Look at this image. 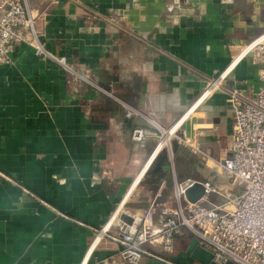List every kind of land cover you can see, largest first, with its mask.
Here are the masks:
<instances>
[{"label":"crops","instance_id":"crops-1","mask_svg":"<svg viewBox=\"0 0 264 264\" xmlns=\"http://www.w3.org/2000/svg\"><path fill=\"white\" fill-rule=\"evenodd\" d=\"M25 2L46 47L94 86L24 45L0 65V264H127L112 238L121 213L152 198L174 206L175 183L187 179L226 186L216 161L232 132L227 90L256 92V66L242 58L202 91L264 32V0ZM174 123L171 150L145 168L159 128ZM134 126L152 137L133 142ZM190 239L177 236L172 253L146 244L154 256L138 264H201L186 253Z\"/></svg>","mask_w":264,"mask_h":264},{"label":"built area","instance_id":"built-area-1","mask_svg":"<svg viewBox=\"0 0 264 264\" xmlns=\"http://www.w3.org/2000/svg\"><path fill=\"white\" fill-rule=\"evenodd\" d=\"M34 22L35 18L29 14L25 0H0V65L11 64L14 48L24 45L35 55L49 58L72 77L84 79L94 86L65 57L46 47ZM238 55L239 59H236ZM245 57L256 66L261 85L254 93L238 88L227 90L232 132L226 157L216 161L225 177L226 186L207 179L202 182L203 196L183 204L180 199L194 181L187 179L177 182L174 206L156 207L155 198H152L139 214L132 217L131 223L121 221L122 234L112 238L120 244L119 255L125 263L138 264L143 255L154 256L145 249L146 244L159 245L163 251L172 253L175 238L188 232L198 245L211 253L212 260L217 264L227 261L231 264H264V32L238 49L228 67L216 78L208 80L202 96L221 87L229 68ZM124 113L130 117L136 111L126 106ZM178 128V123L159 128L145 168L161 150H171L170 137L177 135ZM150 137L151 133L141 126L131 129L132 141L141 142ZM163 138L166 143L156 150ZM179 139L202 160L209 159V155L193 142L184 136ZM210 193L217 195L219 201H211L208 198ZM158 219H161L159 223Z\"/></svg>","mask_w":264,"mask_h":264},{"label":"water","instance_id":"water-1","mask_svg":"<svg viewBox=\"0 0 264 264\" xmlns=\"http://www.w3.org/2000/svg\"><path fill=\"white\" fill-rule=\"evenodd\" d=\"M217 75L212 76L209 79L216 78ZM224 82H225V79L222 80V83H224ZM133 142H135V141H133ZM141 142H136V143H141ZM173 143H175L174 140H173ZM203 194H204L203 185L201 182H198V181H194V183L191 186H189L188 188H186L185 192H184L185 198L188 201H192V202L200 199L203 196ZM127 212L131 213V215H135L134 211H131L129 209L126 210V213ZM126 213L125 212L121 213L120 220L129 224L132 221V217L128 216V214H126ZM160 221H161V219H158L157 222L159 223ZM157 227H159L158 224H157ZM186 253L188 255H190L194 260H196L197 262H199L201 264H217L216 262H214L212 260L211 253L209 251H207L206 249H204L203 247H201L200 245H198L197 240L194 237L190 239L189 245L186 249ZM225 264H231V262L227 261Z\"/></svg>","mask_w":264,"mask_h":264},{"label":"bare ground","instance_id":"bare-ground-1","mask_svg":"<svg viewBox=\"0 0 264 264\" xmlns=\"http://www.w3.org/2000/svg\"><path fill=\"white\" fill-rule=\"evenodd\" d=\"M161 141L163 142V144H165V143H166V141H165V138H163Z\"/></svg>","mask_w":264,"mask_h":264},{"label":"rangeland","instance_id":"rangeland-1","mask_svg":"<svg viewBox=\"0 0 264 264\" xmlns=\"http://www.w3.org/2000/svg\"><path fill=\"white\" fill-rule=\"evenodd\" d=\"M211 179H212V178H211ZM237 193H238V191L235 192V194H237ZM214 197H215V196H214ZM213 200H214V199H213Z\"/></svg>","mask_w":264,"mask_h":264}]
</instances>
